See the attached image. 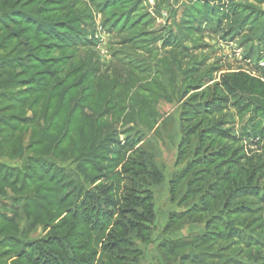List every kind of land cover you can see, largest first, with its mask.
<instances>
[{
	"label": "rangeland",
	"instance_id": "374dc122",
	"mask_svg": "<svg viewBox=\"0 0 264 264\" xmlns=\"http://www.w3.org/2000/svg\"><path fill=\"white\" fill-rule=\"evenodd\" d=\"M0 264H264V0H0Z\"/></svg>",
	"mask_w": 264,
	"mask_h": 264
},
{
	"label": "trees",
	"instance_id": "16d2710c",
	"mask_svg": "<svg viewBox=\"0 0 264 264\" xmlns=\"http://www.w3.org/2000/svg\"><path fill=\"white\" fill-rule=\"evenodd\" d=\"M16 19H19V20H16L17 22H19V21H23V22H25V23H27V21H29V20H25V19H23V18H21V16H19L18 15V17H16ZM59 32H60V37L59 38H61V36H63V35H66V37H67V39H71V38H68V37H72V34L70 33V32H67L66 31V29L65 28H60L59 29ZM62 40H64L63 38H61ZM69 42H71V40L69 41ZM24 81V80H23ZM158 85L159 86H161L162 84H160V83H162L161 81H159L158 80ZM148 85H150V84H148ZM149 92H151V91H144L143 93H149ZM68 93V90H66V94ZM146 95V94H145ZM68 102V101H67ZM67 102L64 104V106H63V109H62V111H64V109H65V107H66V105H67ZM73 103V102H72ZM68 104H69V102H68ZM70 105V104H69ZM84 115V114H83ZM61 117L63 116L62 114L60 115ZM112 117H113V114H111L110 115V119L108 120V122H110L111 123V121L113 120L112 119ZM135 119H138V117L136 118L135 117ZM193 119H195V117H192V118H190V121H193ZM146 120H147V118H146ZM143 122H144V124L145 125H148V124H146L145 123V121L144 120H142ZM186 121L188 122V120L186 119ZM216 129V128H215ZM188 135H190V136H192V135H194V133H190V134H188ZM44 139H46V138H44ZM117 156V155H116ZM114 159H116V157L114 156ZM138 163V162H137ZM136 168H138V165L136 166ZM118 188H119V186H118ZM114 190H115V184H113V186H109L108 188H106V190L105 191H107V192H105V194H108V195H111V196H115L114 195ZM135 200H137L138 201V198H135ZM106 205H110V204H108V202H105V205H104V210H103V212H106L105 210H107V208H105V206ZM101 208H102V206H100ZM81 209H84L83 211H81L82 212V214L80 215V217H81V219H83V220H86V221H89L90 220V216H91V214H97L98 213V211L96 210V208H95V212L92 210V209H94V205H93V207H91L89 204H82V206H81ZM108 211V210H107ZM107 213V212H106ZM152 214V213H151ZM193 211H190L189 213H188V216H193ZM105 218H104V226H105V224L106 223H108V220H109V218H108V216H110L108 213L107 214H104L103 215ZM184 216H182L181 218H183ZM97 220L99 219V217H97L96 218ZM94 220V224L97 226L98 225V222H96L97 220ZM176 220V219H175ZM94 228H92L93 230H95V229H97V228H95V226H93ZM100 228H102V227H100ZM144 233H146V232H138V239L140 238V242H142V241H144V236H145V234ZM79 234H77V238H79V236H78ZM116 244H118V245H115V246H113V247H115V248H112L113 249V251H111V252H114L116 249H118V248H121L123 245H125V242H119V241H117L116 242ZM160 248H162V249H164V246H160ZM174 248H176V249H178L177 247H174ZM109 254H111V253H109ZM173 254V251H171V252H167V255L168 256H170V255H172ZM161 258V257H160ZM42 263H44V261L42 262Z\"/></svg>",
	"mask_w": 264,
	"mask_h": 264
}]
</instances>
